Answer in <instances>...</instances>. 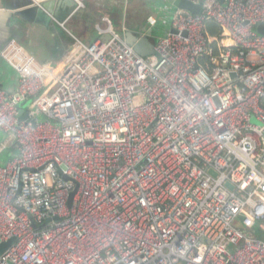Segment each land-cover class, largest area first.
I'll return each mask as SVG.
<instances>
[{
    "label": "built area",
    "instance_id": "built-area-1",
    "mask_svg": "<svg viewBox=\"0 0 264 264\" xmlns=\"http://www.w3.org/2000/svg\"><path fill=\"white\" fill-rule=\"evenodd\" d=\"M192 1L148 56L109 17L61 66L0 48V264H264V0Z\"/></svg>",
    "mask_w": 264,
    "mask_h": 264
},
{
    "label": "crops",
    "instance_id": "crops-1",
    "mask_svg": "<svg viewBox=\"0 0 264 264\" xmlns=\"http://www.w3.org/2000/svg\"><path fill=\"white\" fill-rule=\"evenodd\" d=\"M161 2L163 0H86L82 12L71 14L73 0H0V48L14 39L37 64L61 66L71 57L75 39L89 44L97 38L95 25L105 27L107 24L103 17H109L113 29L122 37L131 32L138 38L146 36L154 43L157 36L170 29V16L167 26L161 18L167 20L165 14L174 11L172 7H162ZM150 15L156 18L152 27L147 23ZM146 46L141 49L148 52ZM17 85V73L0 58V87L9 93L15 92ZM21 119L26 120L27 115L22 114ZM5 138L6 134L0 132V144ZM15 154L16 145L10 142L0 150V164ZM256 226L258 224L253 228Z\"/></svg>",
    "mask_w": 264,
    "mask_h": 264
},
{
    "label": "water",
    "instance_id": "water-1",
    "mask_svg": "<svg viewBox=\"0 0 264 264\" xmlns=\"http://www.w3.org/2000/svg\"><path fill=\"white\" fill-rule=\"evenodd\" d=\"M202 1V0H200ZM220 2H223L224 0H219ZM162 7H172L174 9H183L185 11H188L190 13L196 14L200 10V4L199 3H193L192 0H163L160 4ZM171 8V9H172ZM83 9H81L79 12H82ZM254 29L256 32L264 35V21L257 23L254 26ZM170 32H174L173 29H169ZM151 30H149L148 34H150ZM125 41L133 48V50L141 55V56H148L153 54V43L146 37L138 38L137 36H134L131 32H126L124 34ZM146 46L148 48V52L143 51L141 49L142 46ZM22 110H20L19 115L22 116ZM14 241V238H11L7 241L0 242V254Z\"/></svg>",
    "mask_w": 264,
    "mask_h": 264
},
{
    "label": "trees",
    "instance_id": "trees-1",
    "mask_svg": "<svg viewBox=\"0 0 264 264\" xmlns=\"http://www.w3.org/2000/svg\"><path fill=\"white\" fill-rule=\"evenodd\" d=\"M206 31L210 36H215L216 38H220V27L214 21H210V20L206 21ZM256 227L258 228L259 235H256L255 228L250 229L249 232H252V234H254L255 236L264 239V231L258 226Z\"/></svg>",
    "mask_w": 264,
    "mask_h": 264
},
{
    "label": "rangeland",
    "instance_id": "rangeland-1",
    "mask_svg": "<svg viewBox=\"0 0 264 264\" xmlns=\"http://www.w3.org/2000/svg\"><path fill=\"white\" fill-rule=\"evenodd\" d=\"M165 15L167 16V20H166V18H161V22H163L164 25L167 26L169 24V21H168L169 20V14H165ZM21 105H23V104H21ZM236 223H240L239 218H237ZM262 224L264 225V221H262ZM249 233L251 235L255 236L254 234H252V232H249ZM255 233H256V235H259V231H258L257 227H255ZM255 237H257V236H255Z\"/></svg>",
    "mask_w": 264,
    "mask_h": 264
}]
</instances>
